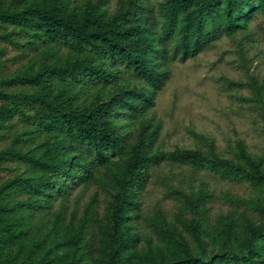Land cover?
Instances as JSON below:
<instances>
[{
    "label": "rangeland",
    "instance_id": "1",
    "mask_svg": "<svg viewBox=\"0 0 264 264\" xmlns=\"http://www.w3.org/2000/svg\"><path fill=\"white\" fill-rule=\"evenodd\" d=\"M11 1L2 0L1 9L7 10ZM122 1L127 0L88 3L99 2V13L108 15ZM170 1L139 0L150 16L151 37L164 47L159 60L153 56L152 61L167 78L161 89H151L154 105L145 113L151 121L154 153L163 160L152 170L145 190L126 210L131 246L121 249L110 229L115 197L121 192L133 194L126 173L130 154L127 148L118 146L107 159L93 162L92 172L80 176L73 188L37 196L39 208L29 214L32 236L28 239L36 240L43 253L52 251L54 264H97L96 258L111 249L120 252L122 264H184L189 259L219 264L220 257L231 253L240 256L230 264H247L248 252L242 254L248 245L247 223L264 227V215L258 210L264 205V187L254 189L242 179L224 178L211 169L196 172L175 159L178 150L204 149L213 159L243 166L261 158L264 167V6L243 20L241 27L230 33L223 31L186 55L178 47V31L162 37ZM11 28L19 33L16 40L20 43L29 39L22 28ZM15 54L11 51L6 57L8 67L0 69L1 85L18 69L34 67L41 72L52 61L72 56L68 46L55 44L41 47L39 55L21 62L11 60ZM122 89L109 83L87 96L96 101L110 99ZM123 123L127 133L135 134L140 127L135 118ZM2 128L5 139L0 140V197L7 214L0 215V264H19L27 247L19 233L23 214L13 209L28 198L15 197L13 190L31 176L26 175L24 162L3 163V159L15 152L42 157L44 138H30L27 134L33 129L21 117L11 118ZM171 178L176 188L195 195L209 193L205 206L208 216L168 196L163 181ZM230 221L237 225L233 234L225 229ZM89 256L93 257L91 261L86 260ZM249 264H264V238Z\"/></svg>",
    "mask_w": 264,
    "mask_h": 264
},
{
    "label": "trees",
    "instance_id": "2",
    "mask_svg": "<svg viewBox=\"0 0 264 264\" xmlns=\"http://www.w3.org/2000/svg\"><path fill=\"white\" fill-rule=\"evenodd\" d=\"M2 0H0L1 2ZM23 6V10L20 8ZM264 0H171L166 9L162 37L179 33L178 47L184 54L193 53L197 46L242 26ZM100 4L88 0H43L40 4L25 0H12L7 10L0 4V69L8 67L7 55L15 50L12 61L34 58L41 47L55 44L68 46L72 56L52 61L41 72L34 67L18 69L12 79L0 86V140L2 126L13 117L23 118L33 130L27 134L43 137V155L21 156L7 153L3 163L27 165L26 175L31 177L15 186V197L28 198L13 209L22 213L20 238L27 253L19 264H54V253L41 251L36 240L30 241L29 214L39 208L37 196L73 188L80 176L93 170V162L107 159L119 146L127 148L130 159L126 173L129 191L119 193L111 206L110 229L120 248L127 250L131 238L126 219L129 204L140 196L150 181L152 170L162 157L154 153L151 121L145 113L154 105L151 89L162 88L167 74L158 70L152 57L159 60L163 43L152 35L150 16L139 0L122 1L114 13L100 14ZM243 20H245L243 22ZM28 35L25 43L16 40L18 32ZM61 62V63H60ZM113 83L123 89L110 99L87 96L95 88ZM59 85L62 88H59ZM2 87V88H1ZM135 118L140 127L137 133H127L124 120ZM16 150V149H15ZM175 159L189 165L196 172L211 169L224 178L242 179L254 188L264 187L263 159H251L247 166L227 159H213L204 149L178 150ZM197 174H194L195 176ZM168 196L184 203L194 212L208 216V192L199 195L176 188L173 178L163 181ZM258 210L264 215V205ZM7 209L0 197V215ZM237 228L230 221L225 226L229 234ZM249 264L259 253L264 238V227L248 222ZM239 253L219 258V264H230L239 259ZM34 258V259H33ZM93 257H87L91 261ZM244 258V257H242ZM97 264H122L119 251L111 249L101 253ZM246 260V259H244ZM184 264H211L189 259Z\"/></svg>",
    "mask_w": 264,
    "mask_h": 264
}]
</instances>
